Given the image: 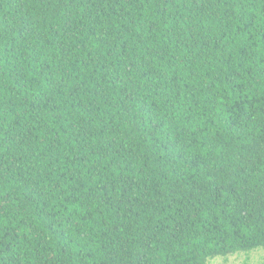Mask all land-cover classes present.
Listing matches in <instances>:
<instances>
[{"label": "trees", "instance_id": "trees-1", "mask_svg": "<svg viewBox=\"0 0 264 264\" xmlns=\"http://www.w3.org/2000/svg\"><path fill=\"white\" fill-rule=\"evenodd\" d=\"M258 250L264 0H0V264Z\"/></svg>", "mask_w": 264, "mask_h": 264}, {"label": "rangeland", "instance_id": "rangeland-1", "mask_svg": "<svg viewBox=\"0 0 264 264\" xmlns=\"http://www.w3.org/2000/svg\"><path fill=\"white\" fill-rule=\"evenodd\" d=\"M264 250L254 251L250 254H240L227 258H216L209 264H264Z\"/></svg>", "mask_w": 264, "mask_h": 264}, {"label": "snow or ice", "instance_id": "snow-or-ice-1", "mask_svg": "<svg viewBox=\"0 0 264 264\" xmlns=\"http://www.w3.org/2000/svg\"><path fill=\"white\" fill-rule=\"evenodd\" d=\"M262 255H264V253H262Z\"/></svg>", "mask_w": 264, "mask_h": 264}]
</instances>
